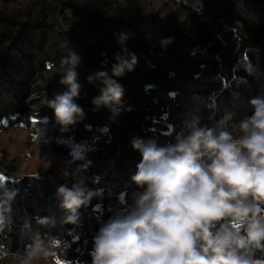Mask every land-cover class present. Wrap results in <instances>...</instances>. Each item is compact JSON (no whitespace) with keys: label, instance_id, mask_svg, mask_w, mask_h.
<instances>
[{"label":"trees","instance_id":"trees-1","mask_svg":"<svg viewBox=\"0 0 264 264\" xmlns=\"http://www.w3.org/2000/svg\"><path fill=\"white\" fill-rule=\"evenodd\" d=\"M156 22L157 32L126 42L122 55L134 54L136 63L113 77L124 90L118 114L96 108L91 101L100 85L88 78L111 75L121 53L114 33ZM69 52L81 57L75 103L85 115L64 127L42 100L68 90L57 72ZM262 95L264 0H0V197L15 193L11 222L0 232V249L8 252L0 264H18L15 255L36 234L55 240L56 261L92 264L99 228L142 191L131 179L142 159L134 138L160 145L164 135L165 144L173 142L194 118L218 131L228 114L225 127L236 131L253 114L249 101ZM30 145L44 148L32 169L23 166ZM47 156L72 166L93 193L75 223L56 192L77 182L44 167Z\"/></svg>","mask_w":264,"mask_h":264},{"label":"clouds","instance_id":"clouds-1","mask_svg":"<svg viewBox=\"0 0 264 264\" xmlns=\"http://www.w3.org/2000/svg\"><path fill=\"white\" fill-rule=\"evenodd\" d=\"M114 36L121 53L115 56L111 75L100 71L88 80L100 85L91 103L109 108L115 116L124 90L113 77L132 71L136 57L122 55L128 54L129 33L121 30ZM80 63L75 52L62 57L57 73L68 90L42 100L64 127L85 115L75 103L81 92L76 82ZM249 103L253 114L235 125L236 131L225 127L228 114L218 131L200 126L194 118L183 122L173 142L132 140L142 159L131 179L142 191L133 193L131 204L99 228L93 237L92 264H264V95ZM14 194L0 197V232L11 222ZM56 195L71 213L68 221L75 223L77 210L93 193L81 181L71 188L59 186ZM54 241L36 234L15 259L18 264L41 258L55 262ZM7 255L0 249V259Z\"/></svg>","mask_w":264,"mask_h":264},{"label":"rangeland","instance_id":"rangeland-1","mask_svg":"<svg viewBox=\"0 0 264 264\" xmlns=\"http://www.w3.org/2000/svg\"><path fill=\"white\" fill-rule=\"evenodd\" d=\"M162 27V24L160 22H156L155 27H153L152 29L147 27V26H142L139 27L137 30H133V29H128L127 31H125L126 33L130 34V39H132L135 35H139V36H149L152 32H157L160 28ZM165 144V136L163 135L161 138V144L160 145H164ZM28 152L30 154V157L28 159V161L24 162V165L26 168L28 169H32L34 168L40 161V158L43 155L44 152V148L43 146H31L28 148ZM79 153L78 150L75 151V154L77 155ZM45 165L44 167H51L53 169V171L55 173H60V174H65V175H71L73 177V179L78 182L79 181V174L77 173V171L69 165H64L62 168L57 165L55 163L56 161V157H49L47 156L45 159ZM49 264H62V262L60 261H56L55 262L53 260H49Z\"/></svg>","mask_w":264,"mask_h":264}]
</instances>
